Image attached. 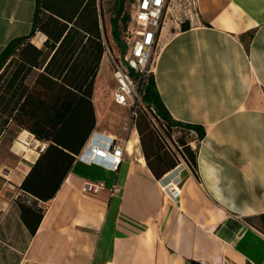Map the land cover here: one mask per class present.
Returning a JSON list of instances; mask_svg holds the SVG:
<instances>
[{"label": "crops", "instance_id": "obj_1", "mask_svg": "<svg viewBox=\"0 0 264 264\" xmlns=\"http://www.w3.org/2000/svg\"><path fill=\"white\" fill-rule=\"evenodd\" d=\"M34 9L35 0H0V53L28 35ZM195 11L187 31L164 29L152 75L171 118L205 130L197 177L181 163L155 179L139 140L132 155L125 149L134 129L115 171L74 161L38 204L17 264H264V0H195ZM95 94L94 131L108 134ZM24 134L9 148L13 168L0 162V202L38 157L16 150ZM86 180L105 189L83 193Z\"/></svg>", "mask_w": 264, "mask_h": 264}, {"label": "trees", "instance_id": "obj_2", "mask_svg": "<svg viewBox=\"0 0 264 264\" xmlns=\"http://www.w3.org/2000/svg\"><path fill=\"white\" fill-rule=\"evenodd\" d=\"M132 1L114 0L109 19L114 39L120 29L128 31L131 18L124 6ZM195 12L184 7L178 13L181 32L190 28ZM100 22L96 0H35L30 32L11 40L0 53V144L11 129L25 131L46 144L17 187L32 200L29 205L16 203L19 220L30 236L43 215L38 203L54 198L95 128L92 95L105 53ZM168 27L175 26L170 23ZM37 33L45 38L40 48L32 41ZM33 74L28 86L26 81ZM142 102L153 108L159 126L156 129L141 111L130 117L150 173L162 178L180 164V156L197 177L198 146L205 130L171 118L152 74L144 80Z\"/></svg>", "mask_w": 264, "mask_h": 264}, {"label": "built area", "instance_id": "obj_3", "mask_svg": "<svg viewBox=\"0 0 264 264\" xmlns=\"http://www.w3.org/2000/svg\"><path fill=\"white\" fill-rule=\"evenodd\" d=\"M178 3L188 7L189 12L190 9L195 12V0H133L130 5L131 22L127 31L131 40L127 53L114 58L105 48L115 83L112 102L127 108L130 117H136L138 111L144 112L156 129L159 126L155 111L142 102L143 85L144 80L152 74L164 29L170 22L174 26L180 23L179 11L176 12ZM38 148V154L42 153L46 144L39 143ZM124 150L123 142L115 136L93 130L75 160L115 171ZM178 158L180 164L184 163L180 156ZM103 189L105 185L102 182L86 180L82 191L96 195ZM171 194L177 196L179 189L172 188Z\"/></svg>", "mask_w": 264, "mask_h": 264}, {"label": "rangeland", "instance_id": "obj_4", "mask_svg": "<svg viewBox=\"0 0 264 264\" xmlns=\"http://www.w3.org/2000/svg\"><path fill=\"white\" fill-rule=\"evenodd\" d=\"M96 1L100 12V26L103 34V42H105V48L109 50V53L114 58L125 55L128 50V43L131 40L130 35H127L126 31L123 32V30L120 29L117 39H114L111 32L112 28L109 23L114 6V0ZM184 7L185 5L182 3H178L176 12L182 11ZM130 9L131 7L128 3H126L124 6V13L130 14ZM35 42L37 43V40ZM120 49H123V55ZM108 59L109 55L105 50L98 71L99 76L97 74L94 84V88L96 89L94 103L95 110L98 115V129L105 131L108 134H112L113 136L118 137V140L125 142L129 139L131 131L135 128L133 127L128 109L119 107L112 102V93L115 88V83ZM33 80L34 74L28 78L26 84L31 86ZM15 132L21 131L11 129L4 136L0 144V162L7 163L11 168H13L14 163L11 161L9 148L15 140ZM25 135L26 134L22 135L21 140L30 145L36 144V149L33 150V155L31 156L33 159V157L39 152V142L34 140V138L30 135H27L25 139ZM129 142L130 146L127 147V151L130 155H132L134 153V148L138 143V138L135 133H131ZM32 147L33 146H30V148ZM11 168H7V170L10 172V170H12ZM4 172L5 171L2 172V170H0L1 175L4 174ZM0 187L2 188L1 183ZM17 201L27 205L32 203L31 198L24 196L18 190H12V192L5 195L0 202V264H17V262L21 259L30 239V235L27 233L26 229L19 220L16 206Z\"/></svg>", "mask_w": 264, "mask_h": 264}, {"label": "bare ground", "instance_id": "obj_5", "mask_svg": "<svg viewBox=\"0 0 264 264\" xmlns=\"http://www.w3.org/2000/svg\"><path fill=\"white\" fill-rule=\"evenodd\" d=\"M30 146H33L30 148ZM130 146V142L125 144V149ZM16 150L22 154H28V155H33V150L36 149V144H28L27 142L21 140V142L15 144ZM126 152V151H125ZM29 168H26L24 170V173H22L16 180V184L19 185L21 181L23 180V177L28 173Z\"/></svg>", "mask_w": 264, "mask_h": 264}]
</instances>
